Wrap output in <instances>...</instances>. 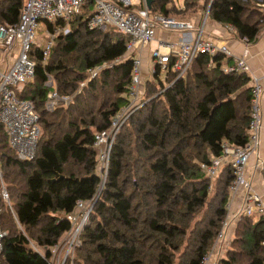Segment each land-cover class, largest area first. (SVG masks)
Returning <instances> with one entry per match:
<instances>
[{
	"label": "trees",
	"instance_id": "obj_1",
	"mask_svg": "<svg viewBox=\"0 0 264 264\" xmlns=\"http://www.w3.org/2000/svg\"><path fill=\"white\" fill-rule=\"evenodd\" d=\"M201 2L152 0L151 12L192 21L198 30L207 10L208 19L234 26L233 37L249 45L264 31V0ZM23 7L24 0H0V25H16ZM90 16L85 7L47 61L38 48L30 54L35 77L18 94L39 115L36 157L19 160L0 123V230L7 233L1 264H50L71 230L68 216L80 212L78 202L91 201L81 245L66 264H201L228 215L235 180L230 164L215 179L202 165L222 156L225 144L249 142L251 78L224 72L223 55H198L181 78L170 64L162 80L158 66L142 105L115 137L106 171L96 136L132 102L134 58L127 57L129 36L90 30ZM74 53L81 62L57 65ZM48 74L71 99L53 112L46 110ZM229 242L223 264H264V217H241Z\"/></svg>",
	"mask_w": 264,
	"mask_h": 264
},
{
	"label": "built area",
	"instance_id": "obj_2",
	"mask_svg": "<svg viewBox=\"0 0 264 264\" xmlns=\"http://www.w3.org/2000/svg\"><path fill=\"white\" fill-rule=\"evenodd\" d=\"M85 7L91 11L87 18L90 30L106 32L114 28L118 32L130 37L127 46V56L134 58L133 81L131 85L132 102L114 119L112 128L108 132L96 136V146L103 147L101 152V166L107 171L110 152L116 135L122 125L142 105L141 78L143 76V59L138 53L151 45L156 39L159 29L188 34L186 41L179 44H159L151 52L150 76L156 68H161L160 78L166 80L169 65L184 77L200 54L209 56L223 55L225 63L222 67L226 73L246 74L251 78L252 89V121L249 131V142L243 148H236L230 144L223 146V155L214 159L210 165H202L210 178L215 179L224 165L230 164L235 171V180L231 185V197L243 192L242 208L230 215L231 203L228 204V215L222 223V228L216 238L212 250L203 258L201 264H223V256L216 255V250L228 240L230 228L236 227L239 219L245 217H264V203L258 195L251 181L247 177L250 158L259 149L262 128L263 95L262 80L252 74L246 56L238 58L232 54L226 44L204 38L205 25L196 30L192 21L178 20L164 15H155L148 7V0H24V7L19 22L13 26L0 25V123L4 126L9 144L22 161H29L36 157L40 138L39 115L35 105L28 99H21L19 92L32 82L35 77V61L31 52L38 48L48 60L55 41L62 33L71 32V23L75 17L82 14ZM47 24L46 33L40 38L38 30L41 23ZM49 29V24H56ZM230 34L236 35V28L225 26ZM196 30L194 38L192 31ZM246 46V53L250 46L247 39L241 40ZM18 49V56L14 51ZM8 55V56H7ZM11 55L12 59H9ZM8 57V58H7ZM15 57V58H14ZM231 60V63H227ZM119 61V60H118ZM117 61V62H118ZM101 68L92 72L94 78ZM148 77V78H149ZM46 86L50 88L47 95L46 110L53 112L58 106L66 105L68 98H63L56 90L54 74H48ZM264 170V159L260 162ZM230 197V199H231ZM3 199L9 201V195L3 190ZM95 201L78 202L80 210L77 214L68 216L71 230L64 241L54 247L50 264H66L68 258L74 255L75 249L81 245V234ZM1 212V208H0ZM7 233L0 230V264L3 254V241Z\"/></svg>",
	"mask_w": 264,
	"mask_h": 264
},
{
	"label": "crops",
	"instance_id": "obj_3",
	"mask_svg": "<svg viewBox=\"0 0 264 264\" xmlns=\"http://www.w3.org/2000/svg\"><path fill=\"white\" fill-rule=\"evenodd\" d=\"M255 1L259 3L263 2V0H255ZM195 35H197V32L195 33ZM233 36L234 35L230 34L224 25L219 24L211 19H209V22L205 25L204 38L226 44V46L230 49L232 54L238 58L245 57L246 54L248 55L246 56V59L248 65L251 68L252 74L255 77L262 80L264 87V31L257 38V40L248 47V53H246L247 46L242 41L235 39ZM188 37H189L188 34H181L176 31L159 29L156 39L149 46L150 48L149 49L145 48L138 53L139 55H141V58L143 60H144V56H143L144 53H146L148 57V62L143 61L142 78L147 79L150 76L149 72L151 70L150 68L152 67V64H150L151 52L156 50L159 47V44L161 43L179 44L182 41H186ZM141 89L143 90V87H141ZM261 106H262L261 142L259 149L250 158L247 177L251 181L255 192L262 197L264 203V170L260 166V162L264 159V90L261 100ZM243 195H244L243 192H239L231 197L230 215H233L242 208L244 204ZM233 228L234 227L230 228L229 230L230 234H233L236 227L234 229ZM226 247L227 246L223 244L216 250L215 254L216 255L220 254L221 256H224Z\"/></svg>",
	"mask_w": 264,
	"mask_h": 264
},
{
	"label": "rangeland",
	"instance_id": "obj_4",
	"mask_svg": "<svg viewBox=\"0 0 264 264\" xmlns=\"http://www.w3.org/2000/svg\"><path fill=\"white\" fill-rule=\"evenodd\" d=\"M135 1V0H134ZM200 1V4H201V8L203 7V4H202V0H199ZM245 1V0H244ZM175 2H176V4H177V6L178 7H183L184 5H185V0H175ZM257 2V1H256ZM259 3V2H258ZM210 7V6H209ZM209 10V9H208ZM201 16H203V18H202V20H203V25L205 24H207L208 22H209V19H208V13H207V10L206 11H204V15H202L201 14ZM71 29H72V26H71ZM196 30H197V27H196ZM196 30H194V31H192V33H193V37H195L196 35H195V33H196ZM46 31H47V24L46 23H44V22H42L41 23V26H40V28H39V30H38V37H42L45 33H46ZM150 47L148 46L146 49H149ZM153 52V51H152ZM14 54H15V57L16 56H18V49L16 48L15 49V51H14ZM139 55V54H138ZM8 56V55H7ZM144 62L146 61V62H148V57H147V55H146V53H144ZM14 57V58H15ZM127 57H131V55L129 54ZM8 58V57H7ZM10 59H12V57H11V55H9V59L8 60H10ZM75 60V61H79V62H81V56L79 55V54H77V53H74V54H72L71 56H69V57H66V58H63V59H61L60 60V62H58L57 63V65L59 64V63H62V62H64V63H68V64H71V62H72V60ZM47 61V60H46ZM150 64H151V62H150ZM56 65V66H57ZM147 65V64H146ZM150 79L152 78V77H149ZM149 78H147V79H145V78H141V87H144V84H146V82L147 81H149L150 79ZM84 86V84H82V86L81 87H83ZM264 89V88H263ZM64 98V97H63ZM70 98H68V101H67V103H69L70 102ZM7 202H9V201H7ZM229 235H230V233H228V237H229ZM232 236V235H231ZM231 238V237H230ZM63 241H64V239H63ZM62 241V242H63ZM61 242V243H62ZM224 245H226L227 247L225 248L226 249V251L228 250V248H229V246H230V242H229V239L224 243ZM58 246V245H57ZM56 247V246H55ZM54 249V248H53ZM53 249H52V251H53ZM224 249V250H225ZM74 256V255H73ZM73 256L71 257V259L73 258Z\"/></svg>",
	"mask_w": 264,
	"mask_h": 264
},
{
	"label": "water",
	"instance_id": "obj_5",
	"mask_svg": "<svg viewBox=\"0 0 264 264\" xmlns=\"http://www.w3.org/2000/svg\"><path fill=\"white\" fill-rule=\"evenodd\" d=\"M151 4H152V0H148V7H149V9H151ZM210 7H211V6H210ZM210 7H209V10H210ZM208 12H209V11H208ZM105 179H106V177H105ZM93 207H94V205H93ZM93 207H92V209H93ZM233 229H234V228H233ZM231 235H232V234L229 235L228 239H230Z\"/></svg>",
	"mask_w": 264,
	"mask_h": 264
},
{
	"label": "flooded vegetation",
	"instance_id": "obj_6",
	"mask_svg": "<svg viewBox=\"0 0 264 264\" xmlns=\"http://www.w3.org/2000/svg\"><path fill=\"white\" fill-rule=\"evenodd\" d=\"M208 13V12H207ZM205 25V24H204Z\"/></svg>",
	"mask_w": 264,
	"mask_h": 264
}]
</instances>
